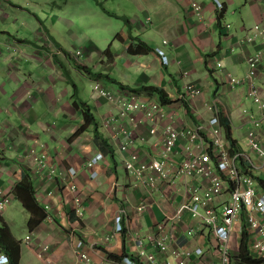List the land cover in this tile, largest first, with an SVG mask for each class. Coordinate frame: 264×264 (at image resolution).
<instances>
[{
	"label": "crops",
	"instance_id": "obj_1",
	"mask_svg": "<svg viewBox=\"0 0 264 264\" xmlns=\"http://www.w3.org/2000/svg\"><path fill=\"white\" fill-rule=\"evenodd\" d=\"M194 1L203 7L201 15L193 9ZM219 1L222 9L216 0H114L113 13L127 16L130 24L127 35L120 30L119 37L111 38L110 34L106 38L110 42L108 47L114 50L105 59L108 71L99 73H109L133 87L145 84L162 87L170 98L176 99L166 105L171 117L164 122L173 121L179 130L194 124L210 129L211 118L217 112L213 103L219 98L221 115L228 116L245 155L256 164L252 175L262 183L264 172L259 158L247 144V111L259 114L258 105L249 97L250 89L256 87L264 98V68L249 79L247 57L262 42L249 44L243 38L255 24L264 25V0ZM9 2L17 9L25 10L28 5ZM12 17L16 19L15 15ZM70 22L67 29L56 21L52 28L32 23L31 38L21 30L13 33L4 27L0 38V187L3 194L12 197L10 204L0 211V225L5 222L19 242L13 257L18 256V264H85L75 250V241L80 239L84 242L83 252L96 263L127 264L128 257L136 264H177L170 252L156 250L152 235L166 238L172 248H209L206 258H214L213 232L190 211L159 229L166 216L176 215L180 204L187 201L186 183H205L197 177L185 182L178 175L183 152L169 159L170 176L166 181L156 177L154 183L139 182L125 167L131 152H137L143 161L161 157V136L151 134L142 112L136 113L138 123L128 126L129 134L122 135L124 142L131 138L129 150L122 151L114 144L112 156L96 145L93 125L85 120L75 100L91 106L107 136L114 127L127 126V117L120 114L117 102L95 93L93 85L91 94L86 96L73 80L72 75L81 71L67 51L73 55L80 51L76 55L86 64L76 43L84 44L91 53L96 51V44L88 36L81 42ZM137 38L142 40L141 45ZM144 43L153 50L145 51ZM157 48L164 51L169 63L164 62ZM98 52L99 56L104 55V51ZM216 57L222 59L223 67H216ZM229 72L241 80L239 85L231 84ZM98 80L100 77L94 83ZM113 85L112 90L119 88ZM188 86L199 88L201 93L190 96ZM115 91L129 96L128 91ZM136 96L157 100L146 93ZM98 152L104 153L99 165L86 167ZM43 153H47L48 163L56 169V180L52 182L42 179ZM71 167L78 170L76 193L62 189V181ZM24 171L32 175V191L38 203L51 214V218H44L34 228L28 225L31 212L18 196L20 188L15 191ZM77 198L82 205L80 213ZM227 199L225 193L213 206L221 211ZM14 201L18 202L16 216L20 220H15L11 210ZM118 215L122 216L121 230L117 229ZM240 242V233L233 232L232 254H237ZM46 245L49 248L42 252ZM140 249L155 253V261L140 259Z\"/></svg>",
	"mask_w": 264,
	"mask_h": 264
},
{
	"label": "built area",
	"instance_id": "obj_2",
	"mask_svg": "<svg viewBox=\"0 0 264 264\" xmlns=\"http://www.w3.org/2000/svg\"><path fill=\"white\" fill-rule=\"evenodd\" d=\"M217 1L219 9L223 4ZM193 9L201 15L203 7L198 2H192ZM246 43L252 44L258 41L262 46L257 48L247 57L249 65L248 78L253 79L258 70L264 68V25L257 23L243 38ZM238 41V40H237ZM240 42V40L238 41ZM164 43H167L164 40ZM157 52L162 56L165 63H169L167 56L161 48ZM81 54L80 51L76 53ZM215 65L218 68L224 66L221 58L216 57ZM229 81L236 86L241 80L233 73H228ZM93 91L119 104L120 114L127 117V126L124 124L114 127L109 134L111 141L118 144L122 151L129 150L131 141H122V135L129 134L128 126H135L138 122L136 113L142 112L145 120L148 121L150 132L153 135L161 136V157L150 161H143L137 152H131L125 160L127 171L139 182L154 183L156 177L164 181L170 176L168 168L169 159L173 154L183 152V158L178 165V175L185 182L189 178H200L205 183H186L185 194L187 201L180 204L176 215H167L165 221L159 224V229H164V224L172 221L173 218L181 216L183 212L190 211L193 216L199 217L201 222L206 225L214 234L215 244L212 254L214 258H206L210 249L204 250L196 248H172L168 240L164 237L152 235L155 248L161 253L170 252L176 259L177 264H234L239 261L240 249L236 255L232 254L231 241L233 232L238 231L242 237L244 229L249 233V250L255 257L264 256V181L260 183L251 173L245 171L239 163L238 157L243 153L233 152L228 144L222 124L219 98L214 100V107L217 112L210 121V129L203 124H196L184 130H179L174 122L169 120L164 122L171 113L166 110L167 106L157 100H143L136 96L135 92H129V96L117 95L114 90L107 87L100 80L93 84ZM187 93L195 96L201 93L199 88L187 87ZM249 97L258 105L259 114L248 112L249 127L247 131V144L259 158V163L264 172V98L259 94L256 87H252ZM210 106V105H209ZM182 150V151H180ZM47 153H43L40 164L44 173L42 179L46 182L56 180V169L48 163ZM246 156V155H245ZM247 157V156H246ZM104 158L102 152H98L86 163V167L95 168ZM248 158V157H247ZM250 170L256 164L250 160ZM258 166V165H257ZM78 170L74 167L69 168L66 177L62 181V189L76 193L79 190L77 183ZM228 193V199L224 203L223 209L218 211L214 206L218 197ZM12 197L0 187V211L5 209L11 202ZM78 213L82 210L79 198ZM140 209H143L141 206ZM51 218V214H47ZM117 229L123 228L122 216L116 217ZM190 233H192L190 231ZM29 238V237H28ZM84 242L80 239L75 241L77 255L85 264H107L106 262L96 263L91 261L87 253L83 252ZM49 247H43L42 252ZM140 259L147 258V261H155V253H147L145 249L139 250ZM145 258V259H146ZM127 264H136L132 259L125 258ZM142 261V260H141ZM9 256L0 246V264H9ZM143 262V261H142Z\"/></svg>",
	"mask_w": 264,
	"mask_h": 264
},
{
	"label": "rangeland",
	"instance_id": "obj_3",
	"mask_svg": "<svg viewBox=\"0 0 264 264\" xmlns=\"http://www.w3.org/2000/svg\"><path fill=\"white\" fill-rule=\"evenodd\" d=\"M113 1L114 0H15V2L28 4L27 8L24 10L12 7L9 0H0V38L2 37L4 27L10 28L9 30L13 33L17 30H21L24 36L31 38L30 26L32 23H34L36 27H39L42 23L48 28H52L54 21H56L62 29H65V25L67 29L70 26L71 20L74 33L79 35L81 42L88 36L96 44V46H94L96 51L91 53L90 50H87V47H84V44L79 45L76 43L78 48L83 51L82 59L91 67L92 72H84V70L81 69V74L76 72L72 75V78L79 85L81 93L88 96L91 94V86L94 84V81L99 78V72L103 70L108 71V63L105 62L107 54L104 53L103 56H99L98 49L102 52L108 48L110 42L107 41L106 38L110 34L111 38H114L120 30H124L127 35V26L129 25L122 19L110 17L108 15L116 10ZM13 15L16 16V19L12 17ZM227 21L231 22L229 19ZM76 41L77 39L73 42ZM115 42H119V39H116ZM23 46L26 48L28 47V45ZM111 49H113L112 46ZM111 66L112 63H109L110 68ZM100 79V81H102V78ZM103 81L107 87L114 86L111 81L105 80V78ZM115 90H121L120 88L114 89V92L117 95L123 94L124 96H128L124 93H118ZM17 203V201L13 202L11 210L14 213L15 220H20V218L16 216Z\"/></svg>",
	"mask_w": 264,
	"mask_h": 264
},
{
	"label": "trees",
	"instance_id": "obj_4",
	"mask_svg": "<svg viewBox=\"0 0 264 264\" xmlns=\"http://www.w3.org/2000/svg\"><path fill=\"white\" fill-rule=\"evenodd\" d=\"M222 11H220V18L222 17ZM113 16H116L122 20L126 24H130V19L125 15H118L116 13L111 12L110 13ZM120 34L118 33L116 35V38L119 37ZM138 45H141L143 42L141 39H138ZM144 50L145 51H152L153 49L144 43ZM110 47H108L104 53L107 54L110 51ZM67 54H70L73 58L74 64L77 66L78 69L84 70V72H92L91 67L87 66L83 61H81L76 54H72L67 51ZM98 77L105 78L112 83H115L121 90L128 91V92H135L137 94L146 93L148 95L156 96L157 101H159L161 104L168 105L172 102H174L176 99L170 98L168 96V93L160 86L151 84V85H140L137 87H133L129 84L123 83L119 81L118 79L113 78L109 73H99ZM75 104H78V107L81 108L83 116L85 120L93 125V138L96 143V145L99 147V149L109 155H114L115 153V146L111 142V139L109 136H107L99 126V121L93 112L91 106L83 100H75ZM193 116V115H191ZM222 124L224 127V132L226 139L228 141V144L230 145V148L233 152L243 153L238 157L240 165L243 167L245 171H248L252 174V170L249 168L250 166V160L245 156V152L239 143V140L236 138V136L233 133V127L232 124L228 118V116L224 113L222 116ZM196 125V124H194ZM259 178V177H258ZM18 188H20L19 197L22 198V203L24 207L31 212V216L28 222V225L30 228L36 227L44 218L47 217V213L45 211V208L42 207L34 194V191H32V175L29 171H24L21 174V178L18 181L15 191L17 193ZM249 233L247 229H244V232L242 233L241 242H240V255L238 256V263L239 264H264V256L262 257H255L251 254L249 250ZM18 240L13 236L9 226L2 222L0 225V246L2 248L4 247L7 251L6 253L10 257V264H18V256L13 257L12 253L15 250V248L18 245ZM3 248V249H4Z\"/></svg>",
	"mask_w": 264,
	"mask_h": 264
},
{
	"label": "clouds",
	"instance_id": "obj_5",
	"mask_svg": "<svg viewBox=\"0 0 264 264\" xmlns=\"http://www.w3.org/2000/svg\"><path fill=\"white\" fill-rule=\"evenodd\" d=\"M104 82V81H103ZM112 142V141H111ZM113 143V142H112ZM114 144V143H113ZM104 154V153H103ZM9 256V255H8ZM9 261H10V257H9ZM9 264H10V262H9Z\"/></svg>",
	"mask_w": 264,
	"mask_h": 264
}]
</instances>
